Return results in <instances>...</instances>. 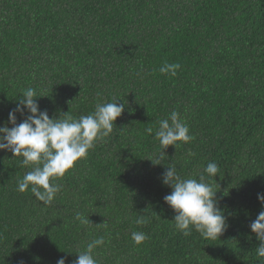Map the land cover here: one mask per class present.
Returning a JSON list of instances; mask_svg holds the SVG:
<instances>
[{
  "label": "trees",
  "instance_id": "obj_1",
  "mask_svg": "<svg viewBox=\"0 0 264 264\" xmlns=\"http://www.w3.org/2000/svg\"><path fill=\"white\" fill-rule=\"evenodd\" d=\"M165 61L181 65L175 76L159 72ZM29 87L50 118L114 99L125 107L107 137L50 180L61 186L50 204L31 186L17 190L34 165L0 150V264H72L98 237V264H264L249 227L264 210V0H0V126L12 127L8 113ZM173 110L193 139L154 165L158 122ZM168 165L217 190L219 238L175 228ZM133 231L148 239L134 244Z\"/></svg>",
  "mask_w": 264,
  "mask_h": 264
},
{
  "label": "clouds",
  "instance_id": "obj_2",
  "mask_svg": "<svg viewBox=\"0 0 264 264\" xmlns=\"http://www.w3.org/2000/svg\"><path fill=\"white\" fill-rule=\"evenodd\" d=\"M180 67L179 63L165 61L159 72L175 76ZM36 97L41 96H37L35 89L29 87L22 90L16 107L8 113V123L12 127H8L7 124L0 126V150H8L13 156L22 157V165H34L17 181V190L25 191L31 186L35 198L47 205L61 190L60 185L51 183L50 180L63 177L66 171L73 167L75 161L87 156L88 150L94 147L97 139L107 137L113 131L114 122L121 116L125 104L117 103L119 99L97 102L91 114L74 118L64 113L63 118H50L46 109L39 108ZM16 113L24 117L19 123ZM158 124L155 138L162 150L155 159L147 158L154 165L160 164L164 159V149L167 146L176 147L178 141L188 143L193 139L187 123L175 110ZM145 131L152 134L153 128L148 127ZM204 172L214 179L219 173V167L215 162H209ZM162 183L171 188L170 193L163 199L174 212L172 220L177 230L189 236L192 226L207 239L219 238L227 227L226 218L217 206L215 199L217 190L206 182L204 175L199 179H185L178 174L175 165H168L162 174ZM257 199L264 207V194L257 193ZM75 219L81 224L90 222L88 217L85 218L80 212L76 213ZM135 223H145L144 217H138ZM249 227L260 241L256 253L259 257H264V210L259 212ZM131 239L134 244L139 245L148 237L143 232L133 231ZM103 244V237L87 243L86 250L79 252L72 264H98L93 251ZM56 264H65V258L60 257Z\"/></svg>",
  "mask_w": 264,
  "mask_h": 264
}]
</instances>
